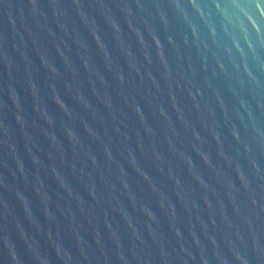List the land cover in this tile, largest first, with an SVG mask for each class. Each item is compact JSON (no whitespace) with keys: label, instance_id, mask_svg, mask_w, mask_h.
<instances>
[{"label":"water","instance_id":"obj_1","mask_svg":"<svg viewBox=\"0 0 264 264\" xmlns=\"http://www.w3.org/2000/svg\"><path fill=\"white\" fill-rule=\"evenodd\" d=\"M0 264H264V0H0Z\"/></svg>","mask_w":264,"mask_h":264}]
</instances>
